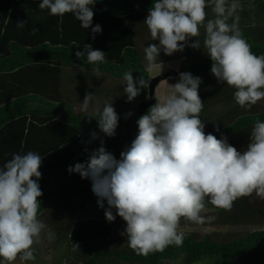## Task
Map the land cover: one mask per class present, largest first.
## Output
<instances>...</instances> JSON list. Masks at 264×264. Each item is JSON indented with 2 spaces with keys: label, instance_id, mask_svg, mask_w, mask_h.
I'll return each instance as SVG.
<instances>
[{
  "label": "clouds",
  "instance_id": "1",
  "mask_svg": "<svg viewBox=\"0 0 264 264\" xmlns=\"http://www.w3.org/2000/svg\"><path fill=\"white\" fill-rule=\"evenodd\" d=\"M95 3L42 0L39 8L49 10L52 16L74 14L83 29L91 27L94 39L102 31L100 25L92 26ZM206 7V0H153L144 22L152 40L159 43L144 49L146 70L152 71L157 63L162 67L158 60L161 50L169 56L182 52L191 38L195 41L188 46L201 48L196 38L204 26L203 46L212 61L211 74L235 89L239 106L250 109L264 99V54H254L238 25L228 23L238 3L226 5V0H215L216 16L207 21ZM17 26L23 27L24 22ZM75 56L82 60L86 57L88 64L96 65L94 74L100 76L99 65L105 62L103 51L86 44ZM123 80L128 102L147 89L150 81L143 75L134 78L132 72H125ZM201 82L200 77L181 72L179 81L172 84L173 94L138 118L137 135L119 160L101 141L86 162L68 168L69 173L91 180V190L101 208L107 201L104 214L108 222L117 215L126 222L121 234L139 255L162 252L172 244L181 246L185 235L178 231L182 217L196 224L215 219L201 215L207 203L230 210L234 201L253 193L264 200V122H255L245 151H238L226 137L206 134L199 117L203 108L198 91ZM92 97V93H86L82 112L88 111ZM88 117L97 120L106 136L115 135L119 116L111 102L102 109L98 106L95 116ZM91 136L97 138L95 132ZM41 165V154L28 151L14 153L0 168V260L6 264H13L18 257L21 261L35 259L33 245L40 243L46 227L38 219L39 198L43 195L38 183Z\"/></svg>",
  "mask_w": 264,
  "mask_h": 264
},
{
  "label": "trees",
  "instance_id": "2",
  "mask_svg": "<svg viewBox=\"0 0 264 264\" xmlns=\"http://www.w3.org/2000/svg\"><path fill=\"white\" fill-rule=\"evenodd\" d=\"M41 2L0 0V168L14 153L33 151L41 154L39 171L42 177L38 183L43 195L39 198L38 219L55 236L54 245L88 248L109 240L117 223L108 222L105 218L75 219L76 210H84L94 199L85 179L78 173H69L68 168L86 162L100 147L99 141L91 136L100 129L97 120L88 117L95 114L76 116L73 106L62 101L61 65L96 67L88 64L86 57L82 60L75 56L76 51H84V46L91 44L93 49L105 53V62L99 65L102 72L116 79H123L125 72H132L134 78L143 75L149 79L145 57L137 46V20L141 14L148 13L153 0H96L92 26L100 25L102 31L95 34L94 39L91 27L83 29L74 14L52 16L49 10L39 8ZM253 6L257 9L264 7V0L240 5L230 20L243 15L239 9L247 11ZM20 21L24 22L23 27L17 26ZM247 26L238 27L243 38L251 45L254 54H264V28ZM199 36L205 37V30L200 31ZM174 57L180 61L178 75L189 72L201 78L198 91L203 108L199 117L205 124V133H211L218 139L226 137L238 151H245L255 122H264V108L258 103L250 109L239 106L234 98L235 89L218 82L211 74L212 61L208 55H201L195 48L185 45L182 52H176L167 59L174 61ZM158 60L162 64L168 62ZM140 102L133 107L115 110L119 116L116 130L123 129L125 134L127 131L132 140L138 132L136 122L141 115L136 111ZM224 104L230 105V109L205 121L210 109ZM128 113L131 114L126 116ZM206 208L210 212L202 216L215 219L202 225L256 229L230 238L217 233L203 236L184 233L181 246L172 244L162 252L147 256L132 249H110L96 251L88 259H73L72 262L264 264V200L253 193L234 201L230 210L215 208L210 203ZM119 218L116 217L117 221ZM186 223L190 222L182 217L179 226ZM120 231L123 233L124 229L120 228ZM124 236L127 241V236ZM0 264H3L2 260Z\"/></svg>",
  "mask_w": 264,
  "mask_h": 264
},
{
  "label": "rangeland",
  "instance_id": "3",
  "mask_svg": "<svg viewBox=\"0 0 264 264\" xmlns=\"http://www.w3.org/2000/svg\"><path fill=\"white\" fill-rule=\"evenodd\" d=\"M121 1H123V0H121ZM252 1L253 0H226V5H231L233 2H235V3H238L240 6L242 4H248V3L251 4ZM206 3H207V7H206L205 11L207 13V16H206V21H207L208 19H214L216 16L215 12L213 11V8L215 5V0H206ZM238 11L243 14V15H241L242 18L237 20V22H236L238 27L244 26V25H248V26L251 25L254 27L257 24L258 27L264 28V7L257 9L256 6L255 7L253 6L252 8H249L247 11H245V8H243L242 10L239 9ZM243 16H245L246 18H244ZM206 21H205V23H206ZM201 28H202V26L200 27V29ZM198 38H199V36L196 39H198ZM152 43H156V41H153V40L149 41L148 35H145L142 38V40L139 41L140 49L142 47H147L149 44H152ZM158 43L159 42H157V44ZM139 46H138V48H139ZM172 55L174 56L175 53ZM171 56L165 55L163 50H161V53H160V56L158 57V59H161V61L162 60L168 61L167 58L168 57L171 58ZM171 60L172 59L169 60L170 62L168 61V62H165L164 64H162V67L160 64H157L152 69V71L149 72L151 77L158 76L160 74H168L169 75L168 78H166L165 80H163L162 82L159 83V90H158V93H156L157 100L159 99L162 103H163V100L168 98V97H166V94H168L167 91H171L173 89L172 84H175L179 81L178 71H179L180 65L178 62H172ZM174 60H175V57H174ZM146 91H147L146 89L141 90V94H140L138 100H141V101L147 100L148 96H147ZM257 103L264 108V99L258 101ZM230 107H231L230 105L224 104V105H218V106L210 109L208 111V113L205 115V121H208L210 119L215 118L216 116L223 114L228 109H230ZM128 138L130 140H132L131 139L132 137L131 138L128 137ZM128 138L126 139L127 144H128ZM128 145H130V144H128ZM120 154H114V157L117 160H119ZM92 196L94 198V202H93L94 204L91 203V204H93L92 206L88 205V207L85 210H83V211L80 210L82 212H80L78 210L76 213V216H75L76 219L80 220L82 218H87V219L105 218V214H104L105 209H107V207H108L107 201L105 200V202H104V208H101L97 203L98 197L96 195H93V194H92ZM112 211H113V215H116V210L114 208L112 209ZM209 212H210V210H208L206 208L204 211L201 212V215L207 214ZM113 222H116L117 225L113 227L112 233H111V238L109 240H106L103 242H98V243L94 244L93 246H89L88 248H84L82 246L68 247L66 244H60V245L49 244V245H46L45 240H44L41 243H39L38 245H36V247H35V253L36 254H35L34 260L21 262L20 259H17L13 263L16 264V262H18V263H23V264H75L72 262L73 259H76V260L88 259L89 257L93 256V254L96 251H102V250L107 251L110 249L132 251L133 249L131 250V248L129 247V245L126 241V237L124 235H122L121 234L122 232L120 231V228L121 229L123 228L125 230L126 222L122 218H119L118 221H117V219H115ZM189 222L190 223H186L183 226H179L178 231L183 232V233L194 234V235H201V236H203L204 234L217 233L218 235H221L223 237L227 236V238H230L231 236L235 237L236 234H241V233H245V232L252 231V230L256 229L255 227L251 228V227H238V226L237 227L205 226L202 224H196V223L191 222V221H189ZM40 237L47 238L48 240L50 239V241H53V240L55 241L54 237L51 236L54 239L49 238L48 234L44 231L41 232ZM219 238H221V237H219ZM108 262L103 261L101 264H130V263H125V262H121V261H108ZM168 264H170V263H168ZM195 264H204V263L198 262Z\"/></svg>",
  "mask_w": 264,
  "mask_h": 264
},
{
  "label": "crops",
  "instance_id": "4",
  "mask_svg": "<svg viewBox=\"0 0 264 264\" xmlns=\"http://www.w3.org/2000/svg\"><path fill=\"white\" fill-rule=\"evenodd\" d=\"M147 15H148V13H143V14H141V16L137 20V25H138L137 40L139 39V41H141L145 35H148L149 41L152 40L151 35H150V31L144 22ZM243 17L246 18L245 16H243ZM241 18H242V16L240 15L237 20H239ZM230 19H231V17L228 20L229 23H233V22L236 23L237 22V20L232 21ZM204 30H205V27L202 26L200 31H204ZM198 39L201 42V48H195V51H198V53L201 55H207V49L204 48V46H203V42H204L205 37L199 36ZM139 41L137 42L138 46H139ZM194 41H195V39L191 38L188 40L186 45H190ZM157 42L158 41H156V43ZM139 49H140V46H139ZM144 49H145V47H142L140 49V51L143 53V55L145 57ZM145 62L147 63L146 59H145ZM172 62H178L180 65V61L174 60ZM82 68L84 69V71H81ZM92 69L93 68L80 67V66H75V65H71V64H62L61 65L62 101L73 106V111L76 114V116L93 115V114H95V109L98 106L102 109L103 106L105 105V103L111 102L114 109L119 110V109H123V108L133 107L140 101V100H138L140 95H138L131 102L127 101V96L123 91L124 83H125V81L123 79H116L112 76L107 75L106 73H104L102 71H101L100 76L97 77L94 74V72L92 71ZM158 90H159V85L156 88V93H158ZM167 92H168V94H166V97H170L173 94L174 89H172L171 91H167ZM86 93H92L93 97H92V100L89 104L88 111L86 113H84L81 111V108H82V101L84 100ZM164 101L165 100H163V102ZM158 102L162 103L159 99H158ZM97 134L98 135H97L96 140L99 141V146H101V141H103V146L105 147V149L108 152L112 153L113 155L114 154H120L127 147H130L131 142H132V140H130L128 138V137L131 138L132 135L127 133V131L125 134V131L123 129H120V128L118 130H116L115 135L112 137L106 136L101 131H99ZM127 138H128V144H130V145L127 144V141H126ZM114 147H116V150L113 151L112 148H114ZM89 181H90V179L89 180L85 179L86 187L89 189L91 195L92 194L95 195L91 190V181L90 182ZM93 204H88V205L92 206ZM88 205L85 207V209L88 207ZM77 211L78 210H76V212H75V216H76ZM82 211H80V212H82ZM90 219H92V218H90ZM76 220H78V219H76ZM80 220H87V218H82ZM43 231L46 232L48 234V236L51 234V233H49L47 226L43 229ZM51 236L55 238V236H53L52 234H51ZM54 238H52V239H54ZM44 240H45L46 245H49V244L54 245L56 243V238H55V241L53 240L54 241L53 242V241H50V239L48 240L47 238L40 237V243ZM38 244H36V245H38ZM17 259H19V258H17ZM21 262H23V261H21ZM5 263L6 262H3V264H5ZM16 264H23V263L16 262Z\"/></svg>",
  "mask_w": 264,
  "mask_h": 264
},
{
  "label": "water",
  "instance_id": "5",
  "mask_svg": "<svg viewBox=\"0 0 264 264\" xmlns=\"http://www.w3.org/2000/svg\"><path fill=\"white\" fill-rule=\"evenodd\" d=\"M168 74H160L158 76L150 77L149 78V87L147 91V100H144L138 104L137 107V114L143 115L152 105L157 102L156 98V88L160 82L168 78Z\"/></svg>",
  "mask_w": 264,
  "mask_h": 264
}]
</instances>
